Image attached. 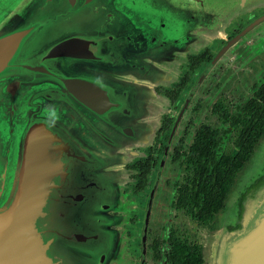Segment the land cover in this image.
I'll use <instances>...</instances> for the list:
<instances>
[{
    "label": "water",
    "instance_id": "95a60500",
    "mask_svg": "<svg viewBox=\"0 0 264 264\" xmlns=\"http://www.w3.org/2000/svg\"><path fill=\"white\" fill-rule=\"evenodd\" d=\"M206 1L0 0V264H116L112 214L124 205V167L155 136V89L174 82L202 36H217L195 9L226 22ZM245 32L216 51L187 102ZM255 181L212 264L227 252L229 264H264V216L250 234L260 246L227 247L264 190Z\"/></svg>",
    "mask_w": 264,
    "mask_h": 264
},
{
    "label": "rangeland",
    "instance_id": "374dc122",
    "mask_svg": "<svg viewBox=\"0 0 264 264\" xmlns=\"http://www.w3.org/2000/svg\"><path fill=\"white\" fill-rule=\"evenodd\" d=\"M194 12H196L198 17L201 16V18L205 19V21L208 19L211 20L212 24L210 27L214 28V26H217L214 30H217L222 35L220 28L223 24L221 13H209L206 10L198 9H195ZM61 35L59 34V36ZM202 39H204L203 44L197 49V52L209 44L206 36H202ZM177 74L175 73V76ZM196 75L197 72L191 75L188 88L182 92L175 106L170 105L169 107L167 106V102L163 100L164 103L160 106V112L155 115V118H157L161 116L162 111L166 110L172 116L178 113L177 117L174 118L171 129L169 149L165 153L166 163L161 182L178 183L183 180L185 175H189V172L182 170L181 166L170 162L168 153L178 138L184 137L183 144L186 147L191 141L193 131L200 125H205L219 131L220 139L215 149V155L217 157L221 154H229L234 151L232 146L234 132L229 127V122L220 120L219 114L212 113L211 108L213 106H220L227 110L228 115L233 114L237 111L238 107L250 98L253 86L259 85L264 80V23L254 27L238 45L228 51L216 63L211 75L204 82L201 90H199L192 102L185 103V97L186 99L188 97L186 95L187 91L197 77ZM263 177L264 139L260 141L251 163L238 176L235 183L237 184L236 188L235 185L233 187L236 190L234 189L233 192L231 190L228 194L225 209L216 216L217 229L213 232H209L205 228L196 227L187 217L179 212H170V216L168 217L173 189L170 186H164L162 183L157 199L155 200V209L153 212V219L158 229V238L163 242L166 239L169 227L175 228L178 236L186 237L191 242H196L202 247L204 264H212L214 242L224 236V231H228L236 226L239 221L238 215H242L243 209L239 206V201L244 195L242 194L243 191L249 190L253 185L248 188L246 187L255 180V184L261 182V178ZM143 202L144 198H141L140 207ZM140 213L141 211H139V216L141 215ZM167 220L170 222L169 225ZM139 221L140 219H138ZM137 229L140 230L139 224L137 225ZM138 238L139 234L136 242H138Z\"/></svg>",
    "mask_w": 264,
    "mask_h": 264
},
{
    "label": "flooded vegetation",
    "instance_id": "af4514ba",
    "mask_svg": "<svg viewBox=\"0 0 264 264\" xmlns=\"http://www.w3.org/2000/svg\"><path fill=\"white\" fill-rule=\"evenodd\" d=\"M205 6L212 12L222 11L225 14L226 22H222L223 24L221 25L222 35L219 32H216L215 35L217 36L211 37L207 46L201 48V50L194 55L188 54L186 56L184 65H181L179 67V73L177 74L178 77L176 75V78L172 84L164 85L155 89L156 94H158L163 100H165L167 102V106L169 107L170 105L175 106L178 100L175 103H171L166 96L158 93L156 90L160 88L168 89L172 87L178 81V79L184 76L186 73H191L189 71V56H197L199 54H202L203 52L209 55L208 61L204 64H201L195 70V72H197L196 76L198 77L201 70L210 62L216 51L219 50L223 45H225L227 40H230L233 37L239 35V33L246 29L245 34L235 45L227 50L228 52L236 45H238L243 40V38L254 29V27H257L260 24L264 23V0H208L205 2ZM235 9L236 11L240 12H234ZM225 54L223 55V57L225 56ZM215 66L197 87V90L195 91L189 102L186 101L185 97V103L192 102L196 94H198L199 90H201L204 82L211 75V72L213 71ZM186 88H188V86ZM214 107L220 106H213L211 108L212 113ZM215 114H219L220 118L222 112ZM177 115L178 113L175 116L170 115L168 110L162 111L161 116L155 118L157 122V128L155 130V136L151 144L146 148L136 147L134 151L137 152L138 155H136L133 160L124 167L128 172V182L123 185L122 190L123 201L125 202V205H123L118 211L112 214L114 219L112 229L116 232L122 245L121 255L116 264H171L169 253L172 245V238H174V240L180 245L188 247L197 246L202 256V247L196 242H191L186 237L178 236L175 228L169 227L166 234V239L163 242L160 238H158V229L157 224L153 219V212L155 209V200L157 199L159 188L161 187L162 183L164 184V186H170L173 189L172 200L170 202V211L168 210V217L170 216V212H179L183 216L187 217L189 221H191L198 228H205L209 232H213L215 231V229H217L216 216L219 213L215 216L213 222L207 225H202L194 221L191 215L185 209L177 208L176 200L178 196V190L183 184H186V179L189 178L190 175H185L183 180L178 183H169L168 181L161 182L166 163L165 153H167L169 149L171 129L173 126L174 118L177 117ZM202 126L205 125H200L193 131L191 141L188 145H186V147L183 144L184 137H181L177 139L176 143L171 147V150L168 153L170 162L172 164L181 166L182 170L184 171H186V169L184 168L186 155L188 154V151L194 141L196 132ZM161 128L163 129L160 131ZM141 198H144V202L140 207ZM139 211H141L140 216L138 215ZM138 219H140L139 222ZM167 223L168 225L170 224L168 220ZM138 224L140 225V230L137 229ZM138 234L139 238L138 242H136ZM202 264H204L203 257Z\"/></svg>",
    "mask_w": 264,
    "mask_h": 264
},
{
    "label": "trees",
    "instance_id": "16d2710c",
    "mask_svg": "<svg viewBox=\"0 0 264 264\" xmlns=\"http://www.w3.org/2000/svg\"><path fill=\"white\" fill-rule=\"evenodd\" d=\"M208 59L209 55L205 52L189 56L191 73L179 78L172 87L156 91L166 96L171 103H175L188 86L190 75ZM221 112L220 119L229 122V127L234 132V151L215 156L219 133L202 126L196 132L184 162V168L190 177L186 179V184L179 188L176 200L177 208L185 209L194 221L202 225L213 222L215 216L223 210L238 176L264 137V80L253 86L250 98L238 107L236 112L228 115L226 109L213 108V113ZM171 240V264H202V256L197 246L188 247L178 244L174 238Z\"/></svg>",
    "mask_w": 264,
    "mask_h": 264
},
{
    "label": "bare ground",
    "instance_id": "6f19581e",
    "mask_svg": "<svg viewBox=\"0 0 264 264\" xmlns=\"http://www.w3.org/2000/svg\"><path fill=\"white\" fill-rule=\"evenodd\" d=\"M252 211L249 214V217L247 218L246 222L244 223V226L241 230L240 233L232 236L230 240H228L227 247H229V244L232 247L239 246L241 244L246 245L245 247H253L252 245L255 246H260L261 243V238L258 236H254L253 238L250 237V234L254 230L255 227H257L261 221L263 220L264 216V190L261 192L259 195V199L256 201L254 206L252 207ZM258 229H261L259 226ZM257 244V245H256ZM229 252L225 253L224 256V264H229L231 263V259H229ZM232 254V253H231ZM239 264V261L237 258L234 259L232 264Z\"/></svg>",
    "mask_w": 264,
    "mask_h": 264
},
{
    "label": "crops",
    "instance_id": "0c3cea01",
    "mask_svg": "<svg viewBox=\"0 0 264 264\" xmlns=\"http://www.w3.org/2000/svg\"><path fill=\"white\" fill-rule=\"evenodd\" d=\"M122 190H123V187H122ZM122 190H121V196H122V200H123V194H122ZM124 205H125V202L123 201ZM114 220V219H113Z\"/></svg>",
    "mask_w": 264,
    "mask_h": 264
}]
</instances>
